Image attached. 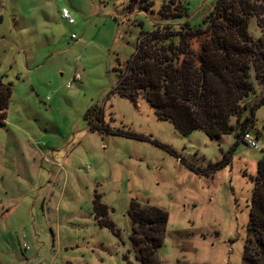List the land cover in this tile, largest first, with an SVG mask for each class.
Masks as SVG:
<instances>
[{
	"label": "rangeland",
	"instance_id": "obj_1",
	"mask_svg": "<svg viewBox=\"0 0 264 264\" xmlns=\"http://www.w3.org/2000/svg\"><path fill=\"white\" fill-rule=\"evenodd\" d=\"M216 3L0 0V86L13 92L0 126V264H140L132 201L168 214L152 264H243L253 179L264 160V104L249 129L261 143L256 150L235 148V134L183 136L144 94L114 92L113 69L146 35L203 27ZM249 33L263 36L255 18ZM204 38L185 43L198 53ZM162 40L149 44L163 56L172 44L184 46L177 37ZM254 77L258 101L264 86ZM95 201L113 229L98 223Z\"/></svg>",
	"mask_w": 264,
	"mask_h": 264
},
{
	"label": "trees",
	"instance_id": "obj_2",
	"mask_svg": "<svg viewBox=\"0 0 264 264\" xmlns=\"http://www.w3.org/2000/svg\"><path fill=\"white\" fill-rule=\"evenodd\" d=\"M263 2L217 0L203 27L188 23L176 32L173 26H164V37H158L160 31L146 35L147 40L138 43L136 54L127 64L113 69L119 78L114 92L130 99L144 94L158 117L170 121L183 136L196 131L211 139L235 134V148L245 144L243 138L254 127L256 111L264 104V98L251 100L252 72L254 80L264 86ZM253 18L263 30L258 41L249 33ZM198 35L205 38L199 52L194 53L191 44L185 42ZM170 37L182 39L184 46L180 44L176 48L172 44L163 56L161 48L149 44L160 39L169 41ZM12 95L11 87L0 86V125L5 124ZM253 184L243 264H264V160L258 163ZM94 209L98 223L113 229L107 219V208L95 201ZM128 215L133 227L131 242L138 250L140 264H152V257L164 243L168 214L157 207L132 201Z\"/></svg>",
	"mask_w": 264,
	"mask_h": 264
},
{
	"label": "built area",
	"instance_id": "obj_3",
	"mask_svg": "<svg viewBox=\"0 0 264 264\" xmlns=\"http://www.w3.org/2000/svg\"><path fill=\"white\" fill-rule=\"evenodd\" d=\"M62 17L64 19H68L69 20V23L70 24H73V20L71 18H69V15L67 13L66 10L63 11L62 13ZM74 81H80V75H77L75 78H74ZM70 83L68 84V87L70 88ZM243 142L245 143L246 146L250 147V148H254L256 150H260L261 149V143L259 142L258 139H254L253 137H251L250 134H246L243 138ZM23 249L28 251L29 250V246L24 243L23 244Z\"/></svg>",
	"mask_w": 264,
	"mask_h": 264
},
{
	"label": "crops",
	"instance_id": "obj_4",
	"mask_svg": "<svg viewBox=\"0 0 264 264\" xmlns=\"http://www.w3.org/2000/svg\"><path fill=\"white\" fill-rule=\"evenodd\" d=\"M7 117H8V112H7V116H6L5 124L4 125H6ZM4 125H0V126H4Z\"/></svg>",
	"mask_w": 264,
	"mask_h": 264
}]
</instances>
